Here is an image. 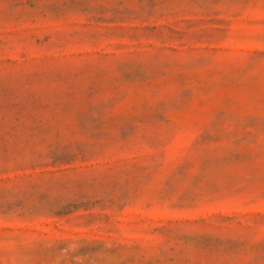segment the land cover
<instances>
[{
    "label": "rangeland",
    "instance_id": "rangeland-1",
    "mask_svg": "<svg viewBox=\"0 0 264 264\" xmlns=\"http://www.w3.org/2000/svg\"><path fill=\"white\" fill-rule=\"evenodd\" d=\"M0 264H264V0H0Z\"/></svg>",
    "mask_w": 264,
    "mask_h": 264
}]
</instances>
